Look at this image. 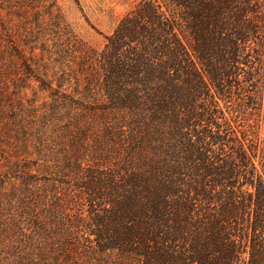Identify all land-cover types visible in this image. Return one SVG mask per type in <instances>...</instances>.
I'll list each match as a JSON object with an SVG mask.
<instances>
[{
	"label": "trees",
	"instance_id": "1",
	"mask_svg": "<svg viewBox=\"0 0 264 264\" xmlns=\"http://www.w3.org/2000/svg\"><path fill=\"white\" fill-rule=\"evenodd\" d=\"M40 1L51 33L0 0L25 25L0 89L19 61L54 103L14 129L0 108L7 171L72 189L99 264H264V0H140L102 51Z\"/></svg>",
	"mask_w": 264,
	"mask_h": 264
},
{
	"label": "rangeland",
	"instance_id": "2",
	"mask_svg": "<svg viewBox=\"0 0 264 264\" xmlns=\"http://www.w3.org/2000/svg\"><path fill=\"white\" fill-rule=\"evenodd\" d=\"M54 1L68 31L88 47L102 51L106 37L114 32L120 20L140 0ZM24 2L30 5L28 10L31 22L38 19L43 21L48 33H51L53 23L41 1ZM21 27L25 25L0 3L1 52L10 49V35L13 36L15 46H22ZM32 29L34 31L35 27ZM47 38L53 39L51 36ZM41 45L38 43L37 47ZM23 50L29 59L38 60H33L31 49ZM2 58L6 60L8 56ZM15 63L11 83L2 85L3 89H0V104L5 107H0L4 114L1 117L12 121L3 123L8 124L10 129L15 128L16 117L21 118L22 115L21 119L31 122V116L37 111L44 114L54 104L50 94L41 90L40 84L23 79L21 71L24 68L21 62ZM3 124L0 125V156H5L7 160L0 157V264H99L98 258L90 254L93 253L91 249L94 238L88 235V229L79 227L82 219L81 207L77 204L79 202L64 196V193L72 189L60 184L54 185L43 178L28 186L25 180L14 178L20 176L17 170L7 171V161L14 163L20 158L13 146L15 142L5 146V140L2 139L5 131H1ZM26 157L22 161L23 165L28 166L31 160ZM8 172H11V176ZM34 174L37 177L45 176Z\"/></svg>",
	"mask_w": 264,
	"mask_h": 264
}]
</instances>
